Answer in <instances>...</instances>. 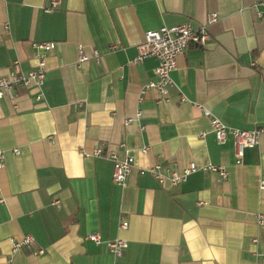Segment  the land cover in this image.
Instances as JSON below:
<instances>
[{
  "label": "crops",
  "instance_id": "obj_1",
  "mask_svg": "<svg viewBox=\"0 0 264 264\" xmlns=\"http://www.w3.org/2000/svg\"><path fill=\"white\" fill-rule=\"evenodd\" d=\"M50 3L0 0V76L29 72L33 43H54L42 88L0 98V264H264V134L238 163L233 138L219 141L197 105L234 127L264 125V0H61L47 12ZM212 11L206 43L178 57L168 100L156 88L140 98L158 64L133 61L145 31L199 26ZM80 45L101 59L77 65ZM121 142L135 158L125 185L113 160L84 154L100 144L123 156ZM156 162L198 168L161 183L146 169ZM91 232L128 245L115 257ZM26 234L33 244L13 251Z\"/></svg>",
  "mask_w": 264,
  "mask_h": 264
},
{
  "label": "built area",
  "instance_id": "obj_2",
  "mask_svg": "<svg viewBox=\"0 0 264 264\" xmlns=\"http://www.w3.org/2000/svg\"><path fill=\"white\" fill-rule=\"evenodd\" d=\"M61 0H51L49 6L45 7L47 12H52L60 3ZM258 15L263 16L264 12L258 10ZM219 14L212 11L208 14L205 23L195 26L192 22H186L177 24L174 26L163 25L159 28L149 29L145 31V38L137 44V55L133 59L135 62L143 61L148 57H155L158 60V64L154 69L155 78L147 82L141 89L140 98L148 90L156 88L161 94V100H168L167 94L169 88L174 84L171 77V72L178 66V57L184 53L185 50L192 45H204L210 36L209 25L217 21ZM5 28H9V24H5ZM34 47L38 50L37 65L29 72L22 71H10L5 75L0 76V98L8 96L10 98L15 97V88L19 86L34 87L41 89L46 76V53L49 49L54 47L53 42H34ZM79 58L77 65H81L84 61L94 57L96 60H100L101 56L97 49H94L93 55H89L85 48L79 46ZM42 95L41 91L37 94V98ZM185 98V97H184ZM203 111V114L209 119L212 131L215 133L216 138L219 141H224L228 137H232L234 141V150L236 161L242 162L245 150L248 147L257 145L260 142L261 136L264 134V125L258 126L252 129H245L231 126L216 116L212 110L203 104H197ZM142 115L141 110L136 111L134 115L125 117V124H130L134 120L140 118ZM205 131L202 132V135ZM120 147H124L125 154L120 156L115 148L105 149L102 145L98 144L93 148L91 152L85 151V156H99L106 157L113 160V180L121 185H125L127 177L130 174L132 168L135 165V158L130 154L126 144L121 142ZM149 146L142 148L143 151H147ZM7 150L0 146V167L5 165L7 157ZM11 153H20L19 148H13ZM203 169H210L214 171H220L222 175H226L224 168L215 164H208L202 166ZM198 165L195 162H190L188 166L179 169L174 163L164 165L160 162H156L151 166L146 167L151 171L161 183L168 182L169 184H175L186 180L188 174L195 171ZM145 169V168H142ZM144 171V170H141ZM260 187L264 188V179L260 182ZM52 204L59 207L61 205L60 198L52 199ZM258 222L264 223V215H258ZM121 227L126 228L128 226L127 220H122ZM87 238L100 244L105 242L110 251L115 257H119L123 254L124 249L128 245V241L121 237L104 240L99 232H91L87 234ZM35 241V238L31 234H26L22 238L14 239L12 241L13 251L18 250L24 246H30ZM44 249L39 248L35 250V253H43Z\"/></svg>",
  "mask_w": 264,
  "mask_h": 264
}]
</instances>
